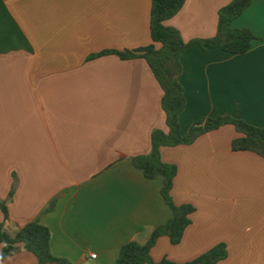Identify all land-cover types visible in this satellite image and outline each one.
<instances>
[{"label": "crops", "instance_id": "obj_1", "mask_svg": "<svg viewBox=\"0 0 264 264\" xmlns=\"http://www.w3.org/2000/svg\"><path fill=\"white\" fill-rule=\"evenodd\" d=\"M231 1L186 0L165 25L185 43L211 39ZM150 7L151 0H0V223L13 233L39 221L52 253L73 264H115L123 245L144 243L171 216L161 179H145L131 164L149 154L154 130H167L158 82L143 59L88 60L148 47ZM231 27L255 36L247 53L192 44L180 57L181 135L218 116L264 129V0H252ZM240 137L226 125L161 149V160L177 168L174 203L194 212L179 244L157 241L154 261L184 264L225 245L217 264H264V158L233 151ZM1 264L38 262L20 250Z\"/></svg>", "mask_w": 264, "mask_h": 264}, {"label": "trees", "instance_id": "obj_2", "mask_svg": "<svg viewBox=\"0 0 264 264\" xmlns=\"http://www.w3.org/2000/svg\"><path fill=\"white\" fill-rule=\"evenodd\" d=\"M185 1L151 0L149 12L151 44L148 47L123 52L103 51L88 58L91 60L105 55H116L121 60L143 59L163 92L161 108L165 115L167 130L166 132L154 130L151 134L149 154L132 157L131 164L145 179H161L160 195L170 209L171 216L164 224L154 228L144 243L131 241L123 245L119 249L115 264H178L168 259L156 262L151 257V251L161 237H167L173 246L179 244L190 224L189 216L194 212L190 205L174 203L172 189L177 168L161 160L162 148L191 145L199 137L230 125L241 135L232 142L233 151L253 152L264 158V129L250 126L231 116L208 118L203 123L192 125L185 135H181L180 116L186 107V100L178 77L183 52L195 44L203 51L218 48L228 54L243 55L250 50L252 42L256 40L250 30L231 27L232 22L250 6L252 0H233L218 11L216 34L213 38L185 43L177 30L165 25L166 21L181 10ZM11 196L12 193L9 197ZM1 210L6 219V206L2 204ZM50 240V230L37 220L13 233L5 231L3 224L0 223V264L20 250L34 255L38 264H73L68 259L52 253ZM226 257L225 245H218L194 261L184 264H217Z\"/></svg>", "mask_w": 264, "mask_h": 264}, {"label": "built area", "instance_id": "obj_3", "mask_svg": "<svg viewBox=\"0 0 264 264\" xmlns=\"http://www.w3.org/2000/svg\"><path fill=\"white\" fill-rule=\"evenodd\" d=\"M91 258H92V259L95 258V255H91Z\"/></svg>", "mask_w": 264, "mask_h": 264}]
</instances>
